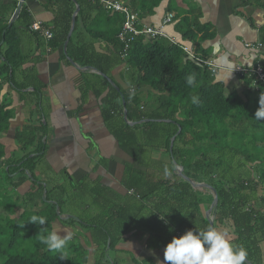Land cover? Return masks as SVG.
Here are the masks:
<instances>
[{
  "label": "crops",
  "instance_id": "crops-1",
  "mask_svg": "<svg viewBox=\"0 0 264 264\" xmlns=\"http://www.w3.org/2000/svg\"><path fill=\"white\" fill-rule=\"evenodd\" d=\"M111 1H118L130 8L128 4L132 0ZM19 2L0 0V30L16 24L20 33L18 66L9 71L11 77L14 71L15 83L5 80L6 73L0 75V101L7 103L13 111L8 131L0 134V143L5 149L0 170L6 174L8 160L14 165L26 155L36 160L11 175L9 180L6 176L2 179L10 185L25 179L17 188L20 205L13 217L20 218L29 194L42 187L43 197L49 196L47 202L56 205L59 215L52 222L53 245L61 240L73 239L75 244L88 251V264L96 263L97 251L102 245L101 237L96 234L102 233L101 227L116 233L128 231L114 250L108 252L111 261L147 264L144 261L151 257L153 264H169L172 261L175 264H188L185 259L194 244L191 239L185 238L176 248L150 249L151 229L155 226L149 221L148 213L139 214L142 204L150 206L147 202H140L124 181L129 168L141 171L147 168L121 148L104 116L103 98L110 87L134 93L140 81L139 75L133 81L124 62L129 52L126 57L123 49L124 61L111 68V75L78 63L69 51L65 53V43L53 49L50 45L52 39L48 42L31 29L34 23L40 22L54 33L56 22L63 15L60 7L51 0H25L23 7H26L27 16L20 19V12L17 21L10 26ZM157 2L152 13L145 16L137 13L141 26H164L176 43L187 47L197 58L213 61L218 66L216 82L223 83L227 93L237 92L244 96L250 85L249 80L237 75L234 68L253 67L258 63L264 67V0ZM75 3L77 9L79 3L77 0ZM85 7L87 16L85 19L79 18L77 23L80 6L71 38L79 45L89 47L91 50L88 51L94 57L116 61L119 59L117 50L106 39L120 33L122 27L113 19L109 20L107 15L122 14L104 7L101 9L94 2L85 1ZM171 13L175 16L173 21L164 25V20ZM28 22L31 23L29 28ZM186 27L193 29L191 38L184 34ZM4 42L0 44V70L5 64L3 54L7 46ZM141 92L145 95L144 99L151 104L155 102L157 92L152 87H144ZM130 122L142 124V121ZM19 134L30 136L26 140V149L24 142L17 140ZM171 163L172 157L164 148L152 150V168L170 172ZM57 206L60 207L59 211ZM0 209L5 212L0 215L6 216L2 204ZM228 231L229 228L226 231L225 228L215 229V239L222 247L229 246L235 238ZM79 234L83 236L78 237ZM76 239L79 243H76ZM261 247L264 253V242Z\"/></svg>",
  "mask_w": 264,
  "mask_h": 264
},
{
  "label": "trees",
  "instance_id": "trees-1",
  "mask_svg": "<svg viewBox=\"0 0 264 264\" xmlns=\"http://www.w3.org/2000/svg\"><path fill=\"white\" fill-rule=\"evenodd\" d=\"M51 1L63 11L50 42L51 47L57 49L65 43L70 32L76 3L74 0ZM85 1L106 9L99 0H77L81 6L77 23L79 18L87 16ZM157 4V0H132L128 5L132 12L145 16L152 13ZM25 16L26 7H23L20 19ZM107 17L123 27V15ZM30 26L28 22L27 27ZM118 34L106 39L117 50L119 59L116 61L94 57L88 51L91 50L89 47L79 45L73 38L69 54L76 62L111 75V68L124 61V44ZM184 34L191 38L193 29L186 27ZM2 41L7 48L0 75L6 73L5 80L15 83L14 71L12 77L9 71L18 66L20 33L16 24L0 30V44ZM186 57L187 53L179 45L166 39L140 36L132 43L124 61L133 81L138 75L141 77L134 93L110 87L103 98V112L109 130L121 148L147 168L146 171L129 168L125 184L140 202H147L151 208L142 204L139 210L140 215L148 213L149 221L155 226L151 229L150 249L176 248L187 238L194 241L185 259L188 264H264L261 247L264 242V88L255 92L249 85L244 96L237 92L227 93L225 85L216 82L215 74L207 66L185 62ZM147 86L157 92L152 104L141 92ZM125 108L128 120L150 121L129 125L124 119ZM12 118L13 111L7 103L0 101V134L8 131ZM28 138L30 136L26 134L17 137L18 142H24L25 149ZM155 148H164L171 155L170 172L151 167V153ZM4 157L5 149L0 143V160ZM35 160L29 155L15 165L8 160L6 179ZM174 160L184 167L188 177L206 182L217 190L219 203L214 211V225L215 229L225 228L226 231L229 228L227 233L235 236L229 246L222 247L217 243L215 230L205 216V210L214 200L213 195L194 190L191 183L179 177L175 173ZM24 181L22 179L12 186L18 188ZM43 191L41 187L29 194L19 220L32 222L33 229L27 232L25 239L29 235L34 237L36 229L41 228L42 237H46L45 245L32 253L11 254L9 251L16 248L21 233L15 230L10 234L7 229H0V264H88V251L75 244L73 239L53 245L52 222L59 215L56 205L46 201L49 196L43 197ZM18 208L4 207L6 218L15 223L18 219L11 218L10 214H16ZM101 228L102 233L96 234L101 237L102 245L97 251L95 264H119V260L108 259V252L114 250L128 231L116 233ZM150 258L144 262L153 264ZM169 264H175V261Z\"/></svg>",
  "mask_w": 264,
  "mask_h": 264
},
{
  "label": "built area",
  "instance_id": "built-area-1",
  "mask_svg": "<svg viewBox=\"0 0 264 264\" xmlns=\"http://www.w3.org/2000/svg\"><path fill=\"white\" fill-rule=\"evenodd\" d=\"M106 8L113 10L115 12L121 13L124 18V24L122 30L119 33V39L124 44V55L127 57L128 52L131 48L132 43L140 36H147L150 39H166L169 42L179 45L187 55H192L198 59L203 65L207 66L208 69L216 74L218 72V66L213 61L202 60L197 58L189 49L185 46H182L174 41L164 30V26L160 28L152 26H141L140 19L137 13H134L130 8L118 1L111 0H100ZM174 14H169L164 20V25L170 23L174 19ZM31 29L37 33H40L48 42L54 37V33L43 26L42 23L36 22L31 26ZM51 47H49V50ZM234 72L244 79H248L252 88L255 92H260L264 88V67L261 63L253 67H242L237 66L234 68Z\"/></svg>",
  "mask_w": 264,
  "mask_h": 264
},
{
  "label": "rangeland",
  "instance_id": "rangeland-1",
  "mask_svg": "<svg viewBox=\"0 0 264 264\" xmlns=\"http://www.w3.org/2000/svg\"><path fill=\"white\" fill-rule=\"evenodd\" d=\"M0 178V205L2 204V207H9L10 210H14L15 206L20 205V193L17 188H14V186L10 185V183L7 181L2 180L5 179V175L2 170H0ZM207 191L210 192V190ZM0 213L5 214L3 209H0ZM10 217L15 219L12 214H10ZM0 229H7L10 234H12L15 230H18L21 233L16 248L10 249L9 251L11 254H21L25 251L32 253L37 247H42L45 245L46 237H42L43 230L41 228L36 229L34 237L29 235V238L25 239L24 236H26L27 232L33 229L31 220L22 222L18 219L14 223L6 218V216L0 215ZM80 236H83V234L78 235V237ZM75 241L76 243H79L77 239Z\"/></svg>",
  "mask_w": 264,
  "mask_h": 264
},
{
  "label": "water",
  "instance_id": "water-1",
  "mask_svg": "<svg viewBox=\"0 0 264 264\" xmlns=\"http://www.w3.org/2000/svg\"><path fill=\"white\" fill-rule=\"evenodd\" d=\"M24 1H25V0H20V2H19V4H18V7H17V10H16V12H15L13 18H12V21H11V23H10V26H11L14 22L17 21L19 15H20V12H21V10H22V7H23V4H24ZM74 1H76V0H74ZM79 10H80V6H79V4H77V9H76V11H75V14H74V16H73V20H72L71 30H70V32H69V34H68V37H67V40H66V42H65V44H64V50H65V53H66V54H67V51H68L69 42H70V40H71V37H72V35H73V33H74V30H75V27H76V16H77V14L79 13ZM188 61H192V62H194V63H196L197 65H200V66L203 65L198 59H196V58L193 57L192 55H188V56L185 58V62H188ZM71 62H72L73 64H75V63L73 62V60H71ZM75 65H76V64H75ZM93 70H95V69H93ZM102 75H103V74H102ZM110 82L112 83V81H110ZM125 119H126V121H127L129 124H131V125H136V124H137V123H132V122H130V121L128 120V114H127V111H126V110H125ZM147 121H149V120H144V121H142V123L147 122ZM180 132H181V128L179 129V133H180ZM175 138H176V137H174L173 140H172V144H171V152L173 151V145H174ZM174 164L176 165V171H177V174H178L181 178H183L185 181L191 183V185L193 186V188H194L195 190H197V191H201V192H204V193H211V194L213 195L214 200H213V202H212L210 208L207 210L206 217H207V219H209L210 224H211V228H212L213 231H214V230H215V225H214V218H215V217H214L213 214H214V211H215V209H216V207L218 206V203H219V194H218L217 190H216L213 186H211L210 184H208V183H206V182H197V181L193 180L192 178L188 177V176L184 173V167L178 165L177 162H176L175 160H174ZM207 190H210V192H208ZM57 209H58V211H59L60 207L57 206ZM60 217H61V215H60ZM249 264H251V263H249Z\"/></svg>",
  "mask_w": 264,
  "mask_h": 264
},
{
  "label": "flooded vegetation",
  "instance_id": "flooded-vegetation-1",
  "mask_svg": "<svg viewBox=\"0 0 264 264\" xmlns=\"http://www.w3.org/2000/svg\"><path fill=\"white\" fill-rule=\"evenodd\" d=\"M47 201V200H46Z\"/></svg>",
  "mask_w": 264,
  "mask_h": 264
}]
</instances>
